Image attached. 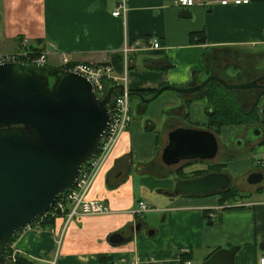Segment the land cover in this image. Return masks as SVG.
I'll return each mask as SVG.
<instances>
[{"label":"crops","instance_id":"obj_1","mask_svg":"<svg viewBox=\"0 0 264 264\" xmlns=\"http://www.w3.org/2000/svg\"><path fill=\"white\" fill-rule=\"evenodd\" d=\"M120 1L0 0V52L22 50L26 40L28 48L47 51L49 64L56 66L63 53L73 62L104 63L121 53L125 43L142 46L130 55L128 81L131 91L144 93H133V120L88 192L108 212L76 216L63 233L66 215L58 216L50 228L38 223L18 234L14 248L36 264H104L101 255L113 264H202L217 250L239 246L236 264H260L264 184H232L249 194L223 204L214 193L175 195L178 168L162 160L170 131L179 126L207 129L204 90L185 95L166 90L151 102L140 95L151 97L146 94L164 85L200 84L212 74L231 82L264 80V2L195 0L183 8L173 0H126L125 16H114ZM152 37L159 39L158 48L149 46ZM262 90L230 93L249 110L258 98L264 105ZM261 122L254 123L263 134L253 150L256 145L264 150V115ZM201 123L203 127L197 125ZM263 158L258 165L264 168ZM140 201L152 208L143 220H159L154 235H148L149 227L131 232L140 220L132 212ZM122 231L130 238L111 243L110 235Z\"/></svg>","mask_w":264,"mask_h":264},{"label":"water","instance_id":"obj_2","mask_svg":"<svg viewBox=\"0 0 264 264\" xmlns=\"http://www.w3.org/2000/svg\"><path fill=\"white\" fill-rule=\"evenodd\" d=\"M261 80L231 82L212 74L200 84L164 85L151 97L139 95L151 102L166 90L195 94L211 81L228 90L263 89ZM117 88L122 86L113 85L99 99L90 81L64 68L0 64V264H8L5 252L9 238L48 212L59 193L75 184L83 164L97 154L111 120L108 102ZM254 126L253 131L260 137L262 129ZM218 152L213 131L179 126L168 134L162 160L171 166L185 160H212ZM247 180L250 184L261 183L264 173L252 172ZM231 185L228 173L212 171L179 180L174 194H213ZM145 223L138 220L131 232L140 231ZM155 232L148 229V235ZM128 238L122 231L111 234L109 240L121 244ZM238 250L239 246L217 250L202 264H236Z\"/></svg>","mask_w":264,"mask_h":264},{"label":"built area","instance_id":"obj_3","mask_svg":"<svg viewBox=\"0 0 264 264\" xmlns=\"http://www.w3.org/2000/svg\"><path fill=\"white\" fill-rule=\"evenodd\" d=\"M250 0H234V4L239 5L248 3ZM176 6L189 8L195 4V0H173ZM222 4H229V0H222ZM127 11L126 0H121L117 8L112 12L114 16H125ZM152 48H158L160 41L157 37H152L147 40ZM25 48L12 52H0V64L4 63H26V64H48V52L45 50H33L26 46ZM142 49L141 44L129 45L125 43L122 48L123 55V71H118L110 62L104 63H88V62H73L67 54H62L59 67L75 72L84 76L93 85L94 92L99 99H103L109 90L108 84L120 85L122 89L117 88L115 94L108 102V107L111 113L109 127L104 134L97 154L84 163L80 171L79 177L75 184L68 190L59 193L54 205L41 218L51 217L57 218L60 215H66L67 224L71 219L79 215H101L108 212L107 205L98 199L88 197V192L105 161L109 157L122 133L130 126L133 120L132 103H131V88L128 81V71L131 65V54ZM264 159V158H263ZM151 206L146 201H140L138 207L133 210L136 218H143L144 214L151 210ZM215 213H211L214 217ZM41 219V220H42ZM34 225H28L25 230H30ZM12 253L6 257L7 262H15L18 250L13 245L10 246ZM185 264H192L191 261H186ZM260 264H264V256L260 258Z\"/></svg>","mask_w":264,"mask_h":264},{"label":"trees","instance_id":"obj_4","mask_svg":"<svg viewBox=\"0 0 264 264\" xmlns=\"http://www.w3.org/2000/svg\"><path fill=\"white\" fill-rule=\"evenodd\" d=\"M166 1H171V0H166ZM254 1L264 2V0H254ZM204 40L205 39H202V41ZM122 62H123L122 53H117L112 55V60L110 63L113 64L115 68L120 72L123 71ZM108 85H109L108 88L113 86V84H108ZM203 90L205 92L203 100L205 101L206 104V112L208 116L207 129L213 131L214 133L220 135L222 133V130L228 126H240V125H250L254 123H262L261 117L263 116V114H262V106L260 105V98H258V100L255 102V104L251 109L244 110L240 106L238 101L231 95L230 90L224 88L218 82L211 81L201 91ZM157 91L158 89L153 90L147 93L146 95L153 96ZM133 93L143 94L144 91L143 90L131 91V95H133ZM260 95L264 96V89L262 90ZM193 102L194 100L186 101V103L188 104H191ZM188 116L189 113L187 112L186 117ZM197 161H201V160H191L185 166L196 163ZM205 162H207V167L205 169L196 170L194 172L195 175H203L211 170L228 172V168H227L228 163L225 161L209 163V165H208V161ZM182 174H183L182 169H177V176H180V178L178 177L179 179L186 177L185 175ZM214 194H219L221 196L220 202L223 204L227 201H231V200L235 201L236 198L239 197L242 198L244 197V195H248L249 193H242L238 189H236L235 186L232 185L229 189L215 192ZM41 219H42L41 217L38 218L33 223V225L35 226L36 224L39 223V227L41 228L43 227L50 228L53 226V223L56 218L45 217L42 220ZM19 233L20 231L16 232L9 238L5 252L6 257L8 256V254L13 252L10 246L14 243ZM100 261L104 264H113V260L110 257L108 258L106 255H101ZM9 264H36V262L18 252L16 254L15 262L12 263L9 262Z\"/></svg>","mask_w":264,"mask_h":264},{"label":"rangeland","instance_id":"obj_5","mask_svg":"<svg viewBox=\"0 0 264 264\" xmlns=\"http://www.w3.org/2000/svg\"><path fill=\"white\" fill-rule=\"evenodd\" d=\"M51 64H55V62H51ZM197 125L203 127L202 123ZM254 125L225 127L218 138L219 152L217 157L212 160H207L208 165L209 163L219 162L220 160L227 162V173L231 176L232 184L235 186L237 184L246 188H254L263 183L250 184L247 180L250 175V170L257 167L259 160L264 156V150L262 151L261 145H256L255 150L252 149L256 141L262 137V135L259 137L258 134H255L253 131ZM243 133L250 134L251 148L250 146L243 145V142H241ZM196 163L197 164L193 167L194 169H205L207 167V162L205 161H197ZM251 163H253L254 166L251 167ZM146 222H148L150 226L145 227H149L151 230H154L153 227L159 224V220H152L150 216H148Z\"/></svg>","mask_w":264,"mask_h":264},{"label":"flooded vegetation","instance_id":"obj_6","mask_svg":"<svg viewBox=\"0 0 264 264\" xmlns=\"http://www.w3.org/2000/svg\"><path fill=\"white\" fill-rule=\"evenodd\" d=\"M261 83L264 84V80H262ZM263 108H264V106H262V109ZM241 142H243V145H247L248 147L250 146V148H251L252 144H251L250 134L243 133V138H242V141ZM189 161H191V160H185V161H182L181 163H179L177 165H174L178 169H182V172H183L182 175H185L186 176L185 178H181V179H192V178H196V177L202 176V175H195V173H194L196 170H198V168L197 169H194L193 168L197 163H193L191 165L185 166L187 163H189ZM203 161H207V160H203ZM219 162H221V160ZM212 171H216V170H211L209 172H212ZM255 171H260V172H263L264 173V168L263 167H260V164H259L257 167H254L253 169L250 170V174L252 172H255ZM217 172H226V171H217ZM192 175H195V176H192ZM203 175H205V174H203ZM262 184H264V181H263Z\"/></svg>","mask_w":264,"mask_h":264}]
</instances>
